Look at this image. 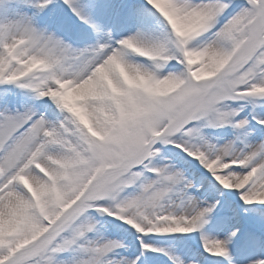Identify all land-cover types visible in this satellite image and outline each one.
<instances>
[{"label":"snow or ice","instance_id":"snow-or-ice-1","mask_svg":"<svg viewBox=\"0 0 264 264\" xmlns=\"http://www.w3.org/2000/svg\"><path fill=\"white\" fill-rule=\"evenodd\" d=\"M0 264H264V0H0Z\"/></svg>","mask_w":264,"mask_h":264}]
</instances>
